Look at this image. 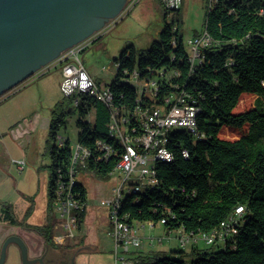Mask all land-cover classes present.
I'll use <instances>...</instances> for the list:
<instances>
[{"label": "trees", "instance_id": "trees-1", "mask_svg": "<svg viewBox=\"0 0 264 264\" xmlns=\"http://www.w3.org/2000/svg\"><path fill=\"white\" fill-rule=\"evenodd\" d=\"M161 8L164 17L179 12V8ZM202 31L211 43L201 49V58L193 65L179 21L165 20L149 48L128 46L121 51L113 80L106 85L111 96L107 105L82 92L63 96L54 104L46 140L51 161L47 221L31 227L47 245L55 246L52 204L57 171L65 174L73 158L69 139L58 137L68 114H78L76 142L90 154L82 168L108 176L122 151L119 140L109 132L111 109H119L137 126L136 108L158 105L184 92L197 106V131L169 132L164 146L171 157L155 160L154 185L125 189L115 208L116 217H124L128 224H157L163 219L168 231L198 234L231 221L238 206L243 211L233 223L235 230H228L222 243L194 248L187 255L181 247L172 253L154 251L139 255L137 263L264 264V0H209ZM135 80L153 81L156 90L140 93ZM246 96L253 100L242 106ZM75 99L76 106L72 104ZM92 110L91 122L87 116ZM141 132L137 129V135ZM98 141L117 152L103 157ZM67 187H72L82 204L76 213L79 227L86 215V189L75 179H67ZM1 212L11 224H19L9 204L4 203Z\"/></svg>", "mask_w": 264, "mask_h": 264}, {"label": "rangeland", "instance_id": "rangeland-1", "mask_svg": "<svg viewBox=\"0 0 264 264\" xmlns=\"http://www.w3.org/2000/svg\"><path fill=\"white\" fill-rule=\"evenodd\" d=\"M208 2L181 0L179 12H170L164 17L163 9L156 0H139L136 5L123 9L118 16L109 19L102 28L83 40L87 45L78 53V57L84 67L94 72L103 84H109L115 75V60L121 51L128 46L149 48L152 41L158 39L165 20L179 21L187 45L189 37L203 30ZM40 70L0 96V208L4 203L10 204L15 218L21 223L32 225L43 224L48 213V183L51 176V161L46 155L48 123L51 109L63 97L59 88L60 66L50 65L43 73ZM134 82L138 87L142 86L146 94L150 93L149 86L141 81ZM252 100L253 97L246 96L242 106L250 104ZM77 118V113L68 114L64 128L59 131V136L69 139L75 155ZM87 120L93 121V110ZM17 161L24 162L22 168H19ZM118 177L116 171L103 176L88 168H77L74 179L85 187L87 194L86 220L82 225L86 236L78 245L74 243L78 239L77 224L74 236L66 238L61 245L69 264H114V241L107 233V208L102 200L111 196L112 189L119 184ZM56 211L52 204V215L54 212L59 218ZM6 228L16 231L20 227L0 219V248L2 232H6L2 229ZM141 229L140 232L144 234L150 230L147 224ZM151 234L155 239L164 237L165 245V236H159L156 230ZM21 235L26 243L35 245L30 235ZM145 241L147 239L143 236L142 243L146 244ZM201 245L202 248L210 247L203 243ZM2 264H23L16 244L8 246Z\"/></svg>", "mask_w": 264, "mask_h": 264}, {"label": "built area", "instance_id": "built-area-1", "mask_svg": "<svg viewBox=\"0 0 264 264\" xmlns=\"http://www.w3.org/2000/svg\"><path fill=\"white\" fill-rule=\"evenodd\" d=\"M158 1L168 10L177 9L181 3V0ZM138 2L139 0H126L123 9L131 8ZM188 42L193 65L201 58V49L211 43V38L206 31H202L198 35L189 37ZM86 45L87 42L83 41L72 46L62 52L50 65H59L61 68L59 88L63 96H71L76 92L88 93L107 105L108 89L106 85L100 86L78 57V53ZM50 65H48L49 68ZM48 66L39 72L43 73ZM141 82L145 86H149L150 92L152 89L156 90V84L153 81ZM139 87L140 93H146L142 86ZM73 105H77V99L73 101ZM196 109L195 103L188 100L187 94L184 92L171 95L169 101H163L158 105L136 108L133 112V117L137 121V126H133L129 116L122 112L120 113L119 109H111L108 123L109 132L120 136L121 141H123V151H119L117 160L118 168L116 172L119 174V184L112 189V194L109 198L102 200V204L107 208V220L109 222L107 233L114 241L115 264H135L132 260L126 258V254L130 250L141 248L142 238L134 230L133 224H128L124 217H121V220H113L112 214H110V207L114 205L116 196L125 193V189L137 185H144V187L154 185L155 159L167 158V155L162 151V140L168 138V134L172 129H188V131L195 133L197 131L194 130ZM137 129H145V137H137ZM97 144L104 151L103 157H108L110 154L117 152L101 141H98ZM75 146H77V157L70 159V164L65 174H63L61 169L57 171L58 178L53 205L59 214L60 226L63 230L61 234L56 235L54 238L57 243H62L66 238L74 236L77 226L76 213L82 209V204L72 193V187H67V179H74L77 166L84 167L90 154L85 153V149H82L81 144L76 142ZM183 154L187 155L186 151ZM17 163L19 168L23 167V161H17ZM64 176L66 179H64ZM242 211L243 207L238 206L235 209V216L232 217V220L221 222L219 228L213 230L212 237L192 239L191 236L178 235L179 246L185 248L188 243L195 244L197 242H203L206 245L222 243L224 234L228 230H235L233 223ZM163 222L164 220L161 219L159 224L162 225ZM150 239L151 242L155 240L162 242L164 237H158L157 239L151 237Z\"/></svg>", "mask_w": 264, "mask_h": 264}, {"label": "water", "instance_id": "water-1", "mask_svg": "<svg viewBox=\"0 0 264 264\" xmlns=\"http://www.w3.org/2000/svg\"><path fill=\"white\" fill-rule=\"evenodd\" d=\"M125 3L126 0H0V96L90 37L118 16ZM12 241L21 249L23 264H30L26 244L18 235L4 241L0 264Z\"/></svg>", "mask_w": 264, "mask_h": 264}, {"label": "crops", "instance_id": "crops-1", "mask_svg": "<svg viewBox=\"0 0 264 264\" xmlns=\"http://www.w3.org/2000/svg\"><path fill=\"white\" fill-rule=\"evenodd\" d=\"M156 1L161 7L162 6L161 3L158 0H156ZM86 70L95 79V81L99 82L100 86L107 85V84H103L100 81L99 77L94 72L89 71L87 68H86ZM48 125H49V123H48ZM58 137H61V136H58ZM86 200H87V194H86ZM10 208H11V205H10ZM11 211H12V208H11ZM12 214H13V212H12ZM54 214L55 213L53 212V215ZM13 216H14V214H13ZM14 218H15V216H14ZM0 219L2 221H4V222L6 221L7 223L11 224L8 220L4 219V217L2 215V212H1V208H0ZM15 219H17V218H15ZM85 220H86V215H85L84 221L79 225V227L77 229V237H78V239L76 240V242H74V243H77L76 245H78L79 242H81V241H83L85 239L86 233H83V231H82V225L85 223ZM46 221H47V215H46V219H45L44 223L41 224V225H44L46 223ZM18 222H19V224H11V225H18L20 227L16 231L15 230L14 231H12V230L9 231L7 228L6 229H2V231H6V232H2V236H1L2 245H3L4 241L9 236H12V235H18V236H20L23 239L21 234L24 233V235L27 234L28 236L30 235L32 237V242L35 241V245L33 246L31 244L29 245V243H26V241L23 239L25 244H26V247H27V260L31 262L30 264L37 263V262L41 263V264H50L49 261L53 260L54 256L56 257V255L60 254V253H62L64 255V260L62 262H60L59 264H69L68 263V258L66 259L67 256L64 253V251H62L63 249L61 248V245L64 243L65 240L62 243H57L54 240L56 235L61 234L63 232V230H62V228L60 226L59 218L56 217V214L54 215V221H53L54 225H53V229H52V237H53V240L55 242V246L47 245L44 242L43 237L40 234H38L35 230L31 229L32 226H41V225H32V224H28V223H21L19 220H18ZM107 223L109 224L108 220H107ZM137 224H138V226H137ZM145 224L148 225L150 230L148 231V233L144 234L143 232H140V231L142 230L141 228L145 227ZM133 227H134V230L136 231V233L141 238H143V236H144L147 239V241H145L146 244L142 243L141 248L135 249V250L134 249L130 250V252H128L126 254V258L132 260L135 264H138L137 263V258H138L139 255H149V254H151L154 251H165V252L172 253V252L175 251V249H178L180 247L179 243H178V235L180 236V234H181L180 230L168 231V230L164 229V227L161 224H159V223L153 224V223H150V222H134L133 223ZM108 229H109V225H108ZM108 229H107V232H108ZM56 230H57V232H56ZM153 230H156L157 234L159 236H166V237L169 236V237L166 238L165 245H164L163 241L162 242H157L155 240V241L151 242L150 238L152 236L151 233H152ZM12 243L17 245V247L19 249V252H20V256H21L20 247L18 246V244L16 242H13V241L8 243V245L6 247V255H7V248ZM202 243L203 242H197L195 244L188 243L187 246L185 248H183V251L185 252V254H188V253L192 252L194 248H202L201 247ZM2 245H1V248H2ZM1 248H0V251H1ZM39 258H40V260H39ZM5 259H6V257H5ZM5 259H4V261H5ZM21 259H22V256H21ZM36 259H37V261H34ZM114 264H115V256H114Z\"/></svg>", "mask_w": 264, "mask_h": 264}, {"label": "bare ground", "instance_id": "bare-ground-1", "mask_svg": "<svg viewBox=\"0 0 264 264\" xmlns=\"http://www.w3.org/2000/svg\"><path fill=\"white\" fill-rule=\"evenodd\" d=\"M187 45L189 46V54H190V45H189L188 39H187ZM190 58L192 60V57H190ZM110 100H111V96H110L109 91L107 90V103H109ZM169 100H170V97H166L164 99V101H169ZM196 116H197V109H196ZM195 126H196V123H194V128H195ZM115 137L119 140V143L122 145V151H123V141H121L119 135H115ZM137 137H145V129H142V132L140 134H138ZM164 141L165 140H162V151H163V153H165V155H167V158H159V159H168L171 157L170 151L164 146ZM76 151H77V146H76ZM85 153L88 154V152L86 150H85ZM76 157H77V154L75 155V153H73V158H76ZM155 160H157V159H155ZM117 168H118V163L116 164L114 171H116ZM120 195L121 194L116 196L114 205L112 207H110V214H112L113 220H118L116 217L115 208H116V205L118 203V199H119ZM212 235H213V230L211 232H208V233H198V234H189V233H185L182 231L180 234V236H191L192 239H203L204 237H212ZM225 235H226V233L224 234L223 239H224Z\"/></svg>", "mask_w": 264, "mask_h": 264}, {"label": "flooded vegetation", "instance_id": "flooded-vegetation-1", "mask_svg": "<svg viewBox=\"0 0 264 264\" xmlns=\"http://www.w3.org/2000/svg\"><path fill=\"white\" fill-rule=\"evenodd\" d=\"M64 260V255L62 253L57 254L56 257L54 256L53 260H50V264H59Z\"/></svg>", "mask_w": 264, "mask_h": 264}]
</instances>
